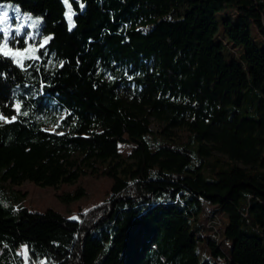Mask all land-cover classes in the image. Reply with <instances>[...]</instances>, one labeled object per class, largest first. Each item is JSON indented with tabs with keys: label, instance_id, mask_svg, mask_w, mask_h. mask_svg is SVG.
I'll list each match as a JSON object with an SVG mask.
<instances>
[{
	"label": "trees",
	"instance_id": "16d2710c",
	"mask_svg": "<svg viewBox=\"0 0 264 264\" xmlns=\"http://www.w3.org/2000/svg\"><path fill=\"white\" fill-rule=\"evenodd\" d=\"M4 1L41 16L34 35L47 41L25 54L35 59L0 54V113L11 118L0 122V264H25L22 246L27 264H108L121 233L119 264H264V43L251 38L253 26L264 38V0H69L71 28L64 0H0V12ZM182 5V17H167ZM227 8L239 62L216 41ZM17 16L0 28L14 30ZM28 29L8 45L25 47ZM107 160L108 197L76 219L21 206L13 189L72 184L82 164ZM205 202L226 219L228 252L202 232Z\"/></svg>",
	"mask_w": 264,
	"mask_h": 264
},
{
	"label": "rangeland",
	"instance_id": "374dc122",
	"mask_svg": "<svg viewBox=\"0 0 264 264\" xmlns=\"http://www.w3.org/2000/svg\"><path fill=\"white\" fill-rule=\"evenodd\" d=\"M66 8H65V18L67 21L68 26L70 27L69 22V15L71 16V25L73 26V10L71 9V6L69 4V0H64ZM2 9L4 12H7L8 16H11L13 13L14 15H18V17L22 20V23L19 24H10V27L16 28L19 25H24L28 27V25L31 24L32 20H35L36 18H39V24L41 22V16L39 15H32L30 14V19L26 18L24 14H29L26 12L21 11L13 2L11 1H4L2 3ZM187 10V7L185 5L179 6L175 9H172L171 12L168 14V18L176 19L179 17H182ZM236 16V12L234 8H227L224 9L216 14V18L219 24L218 30L216 32V41L222 42V48L221 53L224 55L225 60L227 63L231 62L232 60L235 61H241L243 54H244V45L242 44H236L233 41H231L225 34L224 30V23L223 19L225 18H232L234 20ZM38 25L35 27H28L30 28L25 32V43L26 46L22 48H18L16 46L17 42H14L13 45H7L6 51H9L10 55H14V53L18 51H22L23 49H29V52L38 46L43 45L47 41L46 36H36L34 33L38 30ZM71 26V27H72ZM70 27V28H71ZM36 34V33H35ZM251 38L254 43H256L259 47L263 46L264 38L261 35V33L258 31V29L253 26L251 29ZM28 52V53H29ZM31 53V52H30ZM29 53V54H30ZM27 54V53H26ZM25 55V54H24ZM24 55H14L18 56L19 58H23ZM0 116H3L0 113ZM7 120H10V117H5ZM3 120H0L2 122ZM164 126V123L152 120L151 124V130L154 133L160 134L162 131V127ZM53 127L50 126V130H52ZM175 132L173 134V139L179 141L185 139L187 132L184 130V128H175L173 131ZM132 147L131 144L125 143L120 145V154H121V160L123 163H129L132 160L129 158V153L131 151ZM213 157H219L221 159H225V156L219 154L216 151H212ZM74 158L78 157V154L73 155ZM110 164V161H104V162H94L92 165L89 164H82L83 170H85V174H82L79 179L72 183V184H65L61 183L57 185L56 187H41L39 185H36L31 182H24L21 185L15 186L13 189L16 191H19L23 195V199L21 200L20 205L25 206L31 210H37V211H43L45 209H52L54 211H57L61 214H63L66 217H77V214L80 211H85L86 209L93 207L100 203L101 201L105 200L109 195V188L111 186L112 180L103 174V170L106 169ZM81 189L83 190V194L73 201H63L62 196L69 194H76V192ZM7 192H9V187H7ZM205 213V211H204ZM192 216V215H190ZM206 219L207 215L205 213ZM205 216L202 212V210L199 213V221L202 223V232L205 233L208 236H212L210 232H212L215 236L216 241H221L223 248L228 252L231 248V240L229 239H222V231L221 227L222 225L226 224L225 217L221 214L220 220H221V226L218 228L219 237L217 239V229L214 228V230L207 231L205 227L207 228L208 223L205 222ZM171 220L177 223H181L183 221H187L186 218L183 216H175L171 217ZM191 220V219H188ZM205 224V227H204ZM118 247L116 252L111 256L110 261L108 264H119L120 263V253L123 249L124 242H125V233H121L117 239ZM197 251L199 254L200 259L207 258V253L205 252L203 246L201 244L197 245ZM23 252V248L19 251L20 255L25 260V257L21 254Z\"/></svg>",
	"mask_w": 264,
	"mask_h": 264
},
{
	"label": "snow or ice",
	"instance_id": "6c2138e0",
	"mask_svg": "<svg viewBox=\"0 0 264 264\" xmlns=\"http://www.w3.org/2000/svg\"><path fill=\"white\" fill-rule=\"evenodd\" d=\"M26 18L30 19V14H24ZM8 18V14L7 12H0V25L4 24L6 19ZM69 22H70V27L71 25V16L69 15ZM39 24V18H36L35 20L31 21V24L28 25V27H35L36 25ZM23 28L24 25H19L17 28H15L12 31H8L7 29L4 28H0V33L3 34V40L2 42H0V54H3L5 56L9 55V51H6L5 49H7V45H8V41L9 40H15L16 37H19L22 35L23 32ZM26 42V41H25ZM41 47H43V45H41ZM29 52V49H23L22 51H18L16 53H14V55H24L26 53ZM25 59H35L37 57H35L34 55H24ZM17 113L18 115H27V112H20L19 107L17 108ZM16 117H13L12 120H15ZM0 120H3L4 122H11L8 121L6 118H4L3 116H0ZM70 219H76V217H70ZM23 247V252L21 253L24 257H25V264H27V247L26 246H22Z\"/></svg>",
	"mask_w": 264,
	"mask_h": 264
},
{
	"label": "built area",
	"instance_id": "2783aa9c",
	"mask_svg": "<svg viewBox=\"0 0 264 264\" xmlns=\"http://www.w3.org/2000/svg\"><path fill=\"white\" fill-rule=\"evenodd\" d=\"M205 204L208 205V207L212 210V219H206V223H208L209 225H213V227L217 229V239H218L219 237L218 228L219 226H221L220 216L216 212H214V206L206 202Z\"/></svg>",
	"mask_w": 264,
	"mask_h": 264
},
{
	"label": "bare ground",
	"instance_id": "6f19581e",
	"mask_svg": "<svg viewBox=\"0 0 264 264\" xmlns=\"http://www.w3.org/2000/svg\"><path fill=\"white\" fill-rule=\"evenodd\" d=\"M203 207H204V210L203 211H205V213L207 215V218L208 219H212V210L206 204H203ZM214 212H217V209L216 208H214ZM207 229L208 230H212V231L214 230V228H212V226H210L209 224L207 225Z\"/></svg>",
	"mask_w": 264,
	"mask_h": 264
}]
</instances>
